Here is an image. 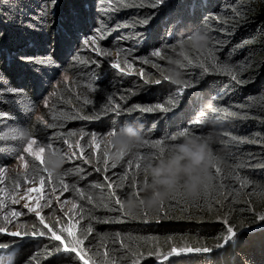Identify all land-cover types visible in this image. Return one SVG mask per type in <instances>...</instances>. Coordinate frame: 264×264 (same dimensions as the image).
<instances>
[{
	"label": "trees",
	"instance_id": "trees-1",
	"mask_svg": "<svg viewBox=\"0 0 264 264\" xmlns=\"http://www.w3.org/2000/svg\"><path fill=\"white\" fill-rule=\"evenodd\" d=\"M94 6L95 0H56L54 7L49 0H0V114L7 117L0 120V134L7 137L14 128L28 134L18 140H0V169L13 163L26 143L35 137L55 134L58 138L83 132L89 134L84 136L87 142L91 134L104 137L117 124L139 119L144 124L145 140L149 144L163 140L167 147L182 139L178 134L183 130L194 134L207 132L209 128L204 123H193L201 113L205 118L219 117L216 126L219 141L213 145V152L222 156L223 162L217 165L219 173L211 169L212 186L195 200L177 194L162 210L160 207L155 212L146 211L149 218H134L145 211L133 213L123 204L124 210L133 214L124 215L115 203L116 197L110 196L111 189L104 176L109 175L114 183H119L117 196L123 203L130 192L137 190L131 179L127 182L119 179L127 165L109 167L107 172L95 171L97 166H104L95 163L98 152L88 143L94 156V160L89 158L93 166L80 159L66 158L62 174L73 173L64 176L70 186L68 192L61 191L56 176L47 182L45 161L41 164L27 156L28 168L21 173H27L33 181H40L42 176L47 185L77 203L78 209L74 211L83 207L85 219L81 224L91 223L95 227L91 242L85 244L96 254L87 255L98 262L109 259L115 264H132L139 252L143 253L139 264H154L158 259L149 257L148 252L158 247L166 253L171 245L215 250L227 235L226 229L232 227L237 237H242L239 243L197 258L184 256L179 264L202 261V264H264V227L251 230L264 225L259 219L264 215V0H163L158 7L151 6L150 0H123L116 6L118 10L105 11V15ZM91 19L107 31V39L97 47L117 54L116 61L125 69L123 73L113 67L97 72L95 62L101 59L94 53L79 52L68 58L82 33L92 24ZM145 19L148 24L139 23ZM111 24L119 28H109ZM198 29L207 33V47L215 57V63L207 61V73L195 64H188L177 46L179 39H186ZM160 49L163 58L151 55ZM184 51L196 56L190 48ZM46 55H51V64L36 65L26 60ZM125 59L142 67L149 79L130 75ZM217 66L226 70H216ZM170 69L180 73L179 81H192L196 86L177 96L179 85L168 74ZM59 70L69 75L68 81L53 90L50 101L41 109L42 95L49 90L51 79ZM162 75L171 77L173 82L146 83L162 79ZM232 75L237 79L233 80ZM86 99L91 103L85 104ZM166 100L178 106L169 112L124 111L134 105L152 106ZM109 102L112 107L120 105L119 115L108 112L99 119L79 118L80 114L101 113ZM219 110L235 115L225 116ZM37 115L43 118L41 122L36 120ZM174 135L176 140L171 139ZM56 149L61 151L58 146ZM154 151L144 144L138 150L144 156ZM142 175L138 177V185ZM15 177L19 181L25 178L18 174ZM73 184L85 191L84 199L72 191ZM88 195L92 196L91 203ZM8 243L9 239L0 235V244ZM53 243L58 242L48 236L24 239L15 264H28L37 256L35 264H40L43 259L40 254ZM105 250L110 253L107 258L103 255ZM63 264L72 261L65 260Z\"/></svg>",
	"mask_w": 264,
	"mask_h": 264
},
{
	"label": "snow or ice",
	"instance_id": "snow-or-ice-1",
	"mask_svg": "<svg viewBox=\"0 0 264 264\" xmlns=\"http://www.w3.org/2000/svg\"><path fill=\"white\" fill-rule=\"evenodd\" d=\"M99 6L101 9V12L107 11L105 9V5L108 6L112 11L118 10L114 5H119L123 2V0H98ZM49 3L54 7L56 0H49ZM161 3H163V0H150L151 6L158 7ZM141 24H148L149 20L145 19L143 21H139ZM31 27H35L34 25H31ZM119 27V25H117ZM103 30V29H101ZM207 25H205V31H208ZM188 37H186L187 39ZM96 36H93L90 38V40H85V45H88L89 43L95 44L96 43ZM175 49V46H174ZM190 49L196 53V56H190L187 51L182 50L181 55L184 57V60L188 64H195L198 67L202 69L203 73H207L209 71V66L207 61H212L215 63V57L214 53L211 48L205 47L204 49H196L194 47H190ZM96 51H100L101 55L104 56H110L111 53L108 51H101L99 48H96ZM126 50H121V52H124ZM162 49L155 50L152 52V56L155 57H162ZM120 55V53H118ZM28 63H33L36 65H47L51 64L52 57L51 55L41 56V57H28L26 58ZM145 63L148 62L147 59L144 61ZM124 63L128 66L129 69H131V64L128 63V61L125 59ZM178 63H180L178 61ZM181 66H184L183 63ZM113 67L120 69V71L123 73L125 71L124 68H121L120 61L117 60L113 63ZM216 70L225 71L226 69L219 68L217 66ZM232 79L236 80L237 77L235 75H232ZM162 81H169L173 82L172 78L167 75H162V79H158L155 81H147L151 83H155L157 85L161 84ZM177 85H179L178 91L176 93L177 96H179L181 93H183L188 88H194L196 85L192 81H174ZM19 94V93H18ZM136 93H130V95H135ZM121 99H124V97H121ZM85 104L91 103L90 100H85ZM178 106L177 103H174L172 100H166L164 103H158L152 106H141V105H134L132 108L126 109L124 111H127L128 113H132L135 111H140L141 113H151V112H169L172 109L176 108ZM122 111L120 105H116L115 107H112L111 102H109L108 106L101 110V113H95L92 116H84L82 114L79 115V118L82 119H99L101 114H106L108 112L115 113L117 115L120 114ZM213 111H217L216 109H213ZM223 111L225 116L235 115V113H229L227 110H219ZM7 119L5 115L0 114V120ZM206 118L204 117V114H200V118L194 121L193 123L199 125L204 123V120ZM114 134V132H113ZM191 134L188 130H183L179 132V137H183L186 135ZM24 133L20 129H12L7 137H5L4 134H0V140L3 139H21L23 137ZM75 132L68 133L69 137L75 136ZM80 135L87 136L89 134L81 132ZM172 140L177 139V136H172ZM37 142L34 139H31L27 142V147L23 148V151L25 153L30 154L34 160H39L41 164L44 163L43 159V153L45 152L44 147H39L38 150H33V145H35ZM65 143L68 144V147L72 148V143L70 139H65ZM89 145H93L95 149L98 152L97 158L95 163L97 164H103V168L97 166L95 168V171L97 172H107L108 168L111 167L112 169H116L118 165H120L122 168L124 165H127L126 170L124 171L123 175L119 178L121 182H127L129 179L133 182V187L137 190L135 191V195L137 198H140V192H139V185L137 183L138 177L142 175L146 169L143 167L145 164L144 161V155H141L140 153H130L127 157V159L121 160L119 163L113 162L108 159L107 153L105 150V143H104V137H97L95 134H91V139L87 141ZM144 145L150 146L151 149H154L155 151L153 153L157 155L164 154L167 151L166 147V141L163 140H156L154 142H151L149 144V141L145 140ZM48 148H52V145L49 144L47 146ZM77 147H80L79 143H77ZM56 151H59V149H56ZM81 153H83V148L80 147ZM76 157V153H72V156H66L67 159H73ZM81 159H85L83 155L80 157ZM155 158V157H154ZM21 161H24V157H20ZM85 162L93 163V161H88L85 159ZM24 168H28V164L25 161L24 162ZM213 168L217 173L221 171V169L214 165ZM44 171H48L46 168L43 169ZM4 169H0V177H3L5 175ZM73 173H69L65 171L63 174L56 176V180L58 182L59 187L61 188L62 192H68L69 191V184L65 183L64 176L70 175ZM18 175H22L25 177V180L28 179L27 173H20ZM35 179V177H33ZM40 187L32 188L29 187L25 190V195L23 197H20V199L15 198V193L11 197H8L10 199L12 205L20 204L21 200H24L26 198L25 203H23L22 208L26 210V212L17 211L15 208H11L10 212L8 210V205L6 203V200L4 198H0V209H5V214L3 216V221L6 224H13L12 218H18L22 215L26 214H33L34 218L37 220V224L32 225L31 231H22V230H16L8 232V229L4 226H0V233H7L8 235H11L12 237L19 238L18 241H14L12 245L9 244H0V249H8V248H15L18 246L19 243H22L24 239L27 237H45L48 236L51 241L58 242L53 243L52 245L46 247L45 251L41 253L40 255L43 256V259L40 260V264H63L65 260L72 261V264H80L82 261L83 264H115V261H111L109 259H105L104 261H97L92 258V256L87 255L88 252H93V255L96 254L94 249H89L87 245L85 244V241L91 242L92 236L95 232V227L91 223L81 224V221L85 219V216L83 213V207L79 206V211H74L78 209V205L75 201H63V203L59 204V211L62 213V216L58 219H53L50 216H47L46 213H44V209H48L49 213L52 212L55 205L53 204V200L48 197V194L44 191V186L46 184L45 179L41 176L40 178ZM53 180L52 173L48 172V181L51 182ZM104 180L108 181L107 187L111 189L110 196L116 197L115 203L120 205V210L124 211V215L129 216L133 215L130 212H127L123 208V203L117 196V189L119 188V183H114L109 175L104 176ZM97 187H100V185H96ZM15 187L18 189L20 187V181L16 182ZM72 191L76 193L78 197L81 199L85 198V191L79 187H77L75 184L71 185ZM56 188L52 187L51 192L55 193ZM36 192L39 193L38 196H32L30 193ZM5 192L3 189H0V197L4 196ZM35 200V204L30 203L31 201ZM87 200L91 203L92 202V196L88 195ZM41 201H44V203H41ZM56 201L59 203V197H56ZM70 204V208L68 210H65L64 205ZM107 207V205H104ZM163 209V205H161V210ZM71 213V216L69 215ZM159 215V212L157 213ZM47 217V218H46ZM64 217H69L68 221L65 222ZM93 220L96 219L95 216L91 217ZM134 218H149L148 212H143L141 216L134 217ZM155 218V217H153ZM259 219L264 222V215H261ZM108 222V221H103ZM57 225H60L58 228ZM79 227V235L77 234V226ZM42 226V227H40ZM227 235L223 237L224 243L217 244L216 248H224L225 245L231 246V241L234 239L237 240V243H239V240L242 239V237H237V233L233 230L232 227H228L226 229ZM62 233H67V236L62 235ZM119 236V234H116ZM213 251L212 248L209 247H189V246H182V247H176L171 246L169 251L166 253H162L158 250V247L153 248L151 251L148 252L149 257H155L156 259L161 260V264H179V257H182L186 253H208ZM104 257H109L110 253L105 250L103 253ZM143 257V253H136V258L133 260L132 264H139V261ZM39 257H33L28 261V264H35L36 260H38Z\"/></svg>",
	"mask_w": 264,
	"mask_h": 264
},
{
	"label": "clouds",
	"instance_id": "clouds-1",
	"mask_svg": "<svg viewBox=\"0 0 264 264\" xmlns=\"http://www.w3.org/2000/svg\"><path fill=\"white\" fill-rule=\"evenodd\" d=\"M208 41L207 33L198 29L187 39H179L177 46L181 51L190 47L202 50L207 46ZM168 74L173 79L180 80V73L175 69H170ZM219 123V117H208L204 120V124L209 128L207 132L183 136L179 142L169 144L164 154L152 153L144 156L143 167L146 171L139 180L140 198H137L134 189L123 201L125 208L133 213L141 211L151 213L158 211L161 205L166 204L177 194L186 200H195L207 191L214 180L211 169L214 165L223 162V157L213 152V145L219 141V133L216 130ZM144 133V124L139 119L125 121L110 129L104 136L108 159L119 163L130 153L138 154L145 141ZM24 135L28 134L24 133ZM224 148H227L226 144ZM66 156L67 152L48 148L44 153L48 172L53 176L62 174ZM30 238L35 237H27ZM9 239L11 242L8 244L12 245L19 238ZM20 245L22 246V243L15 248L0 249V264H7L10 259L11 263L15 264Z\"/></svg>",
	"mask_w": 264,
	"mask_h": 264
},
{
	"label": "rangeland",
	"instance_id": "rangeland-1",
	"mask_svg": "<svg viewBox=\"0 0 264 264\" xmlns=\"http://www.w3.org/2000/svg\"><path fill=\"white\" fill-rule=\"evenodd\" d=\"M117 5H114V7H116ZM95 10H100V6H99V2L98 0H95V6H94ZM105 9H107V11L111 10L110 8H108L107 5H105ZM103 14L105 15V13L103 12ZM92 20V24L89 25V28H87V30H85L82 33V36L79 38V40L77 41V44L73 47V50L71 51V53H69L68 58H73L75 53H79V52H83V53H94L96 55L100 56V61H96L95 64L97 66V72H100L102 70H105L109 67H113V63L116 61V55L115 53L111 54L110 56H102L101 54H99L96 51V48L98 43L100 41L105 42V40L107 39V36L105 35V33L107 32L106 30H101L100 29V24L99 22H96L95 20ZM99 25V26H98ZM109 28H119L117 26H115V24H111L108 26ZM110 32V31H109ZM112 33V32H111ZM96 36V43L95 44H91L89 43L88 45H85L84 41L85 40H90L91 37ZM118 37V36H117ZM127 68L128 66L125 65ZM114 68V67H113ZM118 72H120L119 69L115 68ZM130 75L133 76H138L139 78H146L149 79L148 76L143 74V68L142 67H137L136 64L131 63V69L129 72ZM69 75L66 72H61L60 70L55 74V76L52 77L51 79V85L50 88L47 92H45L42 95V99H41V109H43L48 102L50 101L51 97H52V93L53 90L57 87H59L61 85V83H66L68 81ZM53 88V89H51ZM173 111V110H172ZM160 112V111H158ZM227 118V117H224ZM160 119V118H159ZM38 122H41L43 120V118L40 115H37V119ZM161 121V120H160ZM168 122V121H167ZM76 133V132H75ZM36 140V144L33 145V150H38L39 147H44L45 148V152L48 149V145L51 144L52 145V149L55 150V147H59L61 148V152H67L68 156H72V153H76V157L73 159H68V160H74V159H80L82 161L89 160V158L91 157V160H94V156L91 155V152L87 146V142L84 141V136L82 137L80 135V133H76L75 136L69 137V136H61L58 138H55V134H51V135H46L43 137H35V138H31ZM30 139V140H31ZM65 139H70L71 143H72V148L70 149L68 147V144L65 143ZM91 139V138H90ZM77 143H79L80 147L83 148V153H81L80 151V147H77ZM25 147H27V143L25 145ZM24 147V148H25ZM94 146L91 145V148H93ZM44 152V153H45ZM44 153L42 154L44 156ZM81 155H83L85 157V159H81ZM23 156L24 157V161H21L20 157ZM27 156H31L28 153H25L24 151L21 153V155H19L15 161L1 169L6 170L5 171V175L3 177H0V189H3L5 192V195L0 197V198H4L6 200V203L8 205V210L10 212L11 208H15L17 211H22V212H26V210H24L22 208L23 203L27 202L26 198L24 200L20 201V204L17 205H12L10 199H8V197H11L13 195V193H15V198L16 199H20V197H23L25 195V190L29 187L32 188H37L40 187V181H33L32 179H27L25 180V178H22V180L20 181V187L17 189L15 187L16 182L19 181L15 176L19 173H21L22 171L25 170L24 168V162L26 161ZM32 157V156H31ZM88 163V162H86ZM89 165L93 166L91 163H88ZM53 186L52 185H47L45 184L44 186V191L48 194V197L51 198L53 200V204L55 205V207L53 208L52 212L49 213L48 209H44V213L47 214V216L52 217L53 219H58L62 216V213L58 210L59 209V204L63 203V201H69L67 198L64 197L63 193L58 192L57 190L55 191V193L51 192V188ZM30 195L32 196H38L39 193L36 192H32L30 193ZM56 197H59V203L56 201ZM30 203L35 204V200L31 201ZM41 203H44V201H41ZM65 210H68V208H70V204H65L64 205ZM5 214V209H0V226H4L8 229V232L11 231H16V230H22V231H31L32 230V225H30V222L33 221V224H36V222L34 221V216L33 214H26V215H22L21 217L18 218H12L13 219V224H6L3 221V216ZM71 216V213L69 214ZM47 218V217H46ZM69 219V217H64L65 222H67ZM58 228L60 227V225H57ZM264 225H258L255 226L253 229L251 230H257L260 228H263ZM246 229L251 228V227H245ZM243 230V229H242ZM236 232V231H235ZM237 233V232H236ZM67 236V233H64ZM0 235L6 239L12 238V240H17L16 237H12L11 235H8L7 233H0ZM238 235V233H237ZM27 239V238H26ZM236 239H234L233 241H231V245H235L236 244ZM9 242L10 239H9ZM180 243V242H179ZM224 243V241L222 240L221 244ZM166 245H170V242L167 243ZM173 246V245H171ZM168 249H166V252L169 251L170 247ZM227 245L224 246V248ZM191 247V246H189ZM224 248H216L215 250L208 252V253H186L184 254L182 257H179V262L183 259L184 256H191L192 258H197V256H201L202 254H210L212 252H217L221 249ZM160 261V262H159ZM156 264H160L161 260H156L155 261ZM204 263V261L200 262V264ZM7 264H12L11 263V259L8 261Z\"/></svg>",
	"mask_w": 264,
	"mask_h": 264
}]
</instances>
